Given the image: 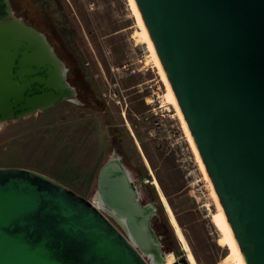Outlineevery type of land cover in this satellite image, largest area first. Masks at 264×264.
I'll return each mask as SVG.
<instances>
[{"label": "water", "instance_id": "water-1", "mask_svg": "<svg viewBox=\"0 0 264 264\" xmlns=\"http://www.w3.org/2000/svg\"><path fill=\"white\" fill-rule=\"evenodd\" d=\"M134 2L242 260L264 264V0ZM67 73L46 35L0 0V127L80 105ZM155 215L117 148L93 201L0 167V264H164Z\"/></svg>", "mask_w": 264, "mask_h": 264}, {"label": "rangeland", "instance_id": "rangeland-1", "mask_svg": "<svg viewBox=\"0 0 264 264\" xmlns=\"http://www.w3.org/2000/svg\"><path fill=\"white\" fill-rule=\"evenodd\" d=\"M10 3L16 16L46 35L68 69L67 78L76 89L80 105L65 102L34 117L2 125L0 167L42 173L93 201L98 170L117 148L140 201L157 208L152 225L166 236L163 252L168 264H182L180 260L187 258L151 183L152 176L195 263L239 264L191 143L149 57L131 0ZM28 4L32 12L24 8ZM58 5L64 25L74 32L76 50L85 61L72 70L70 48L61 39L57 15L52 10Z\"/></svg>", "mask_w": 264, "mask_h": 264}, {"label": "bare ground", "instance_id": "bare-ground-1", "mask_svg": "<svg viewBox=\"0 0 264 264\" xmlns=\"http://www.w3.org/2000/svg\"><path fill=\"white\" fill-rule=\"evenodd\" d=\"M131 2H132V6H133V9H134L135 15H136L140 25L142 26V31L144 32V35H145L146 40H147V45H148V49H149V57L153 60V62L155 63V65L157 66V68L159 70V73H160V76H161V80H162V82H163V84L165 86L166 92L168 93L170 101L172 103L171 105L174 108L175 113L177 115V118L179 119V121L181 122L182 126L184 127L185 134H186V136L188 137V139H189V141L191 143V146L193 148V151H194L196 159H197V164H198V167H199V171L202 174L203 182H204L205 186L207 187V190L210 193V195H212V198H211L212 204H213L214 208L217 210V213L219 214L220 219L223 221V226L225 227V230L227 232L229 240L231 241L233 249L236 252V256L238 258L239 264H244V262L242 260V257H241V254H240V252H239V250H238V248L236 246V243L234 241V238L232 236L231 230H230V228H229V226H228V224L226 222V219H225V216L223 214V211H222V209H221V207L219 205L218 199H217V197L215 195V192H214V190L212 188V185H211V183H210V181L208 179V176H207L206 171H205V169L203 167L201 159H200V157L198 155L196 147H195V145L193 143L191 135H190V133H189V131L187 129V126H186V124L184 122V119L182 117L181 111H180V109H179V107L177 105V102H176L175 97H174V95L172 93V90H171V88H170V86H169V84L167 82L166 76H165L164 71H163V69H162V67L160 65V62H159L158 57L156 55V52H155V50H154V48L152 46V43H151L150 38H149V35H148V33H147V31H146V29L144 27V24L142 22V19L140 17L139 12H138L137 6H136L134 0H131ZM151 183L155 186L156 190L158 191L160 199H161V201H162V203L164 205V208L166 210V213L168 215L170 224L172 225V227H173V229L175 231V235H176V237H177V239H178V241H179V243L181 245L182 251L186 255L187 262L189 264H196L195 260H194V257L192 255V252H191V250H190V248H189V246H188V244H187V242H186V240H185V238L183 236V233H182V231H181L176 219H175V216H174L169 204L167 203L166 198H165L164 194L162 193V191H161V189L159 187V184H158V182H157V180H156V178L154 176H152ZM207 205L208 204H205V206H207ZM164 264H168V263L165 262Z\"/></svg>", "mask_w": 264, "mask_h": 264}, {"label": "trees", "instance_id": "trees-1", "mask_svg": "<svg viewBox=\"0 0 264 264\" xmlns=\"http://www.w3.org/2000/svg\"><path fill=\"white\" fill-rule=\"evenodd\" d=\"M22 1V0H19ZM45 2V1H44ZM43 4V3H42ZM45 8L47 7L49 10H51V6H49V3H45ZM29 7H24L26 9H28V12H32V5L28 4ZM20 6L23 7L20 3ZM53 10V14L57 15V20L56 23L58 24L59 28H60V36L61 39L63 41L64 44H66V46H68L70 49H68L67 51L72 55V60L70 62V69L72 70L73 68H75L76 66H81V64L85 61H83V57L80 53L79 50H76V45H75V40L73 38V34L74 32L70 29H68L65 25H64V18H63V14H62V9L60 8V6H56V8H52ZM62 14V15H61ZM59 16H61V18L59 19ZM27 24L30 25V23L28 21H25ZM39 23V22H38ZM38 30H41L39 27L35 26ZM70 77V76H69Z\"/></svg>", "mask_w": 264, "mask_h": 264}, {"label": "flooded vegetation", "instance_id": "flooded-vegetation-1", "mask_svg": "<svg viewBox=\"0 0 264 264\" xmlns=\"http://www.w3.org/2000/svg\"><path fill=\"white\" fill-rule=\"evenodd\" d=\"M69 71H70V70H69ZM155 217H157V208H156V215L153 217V219H154ZM153 219H152V221H153ZM151 224H152V222H151ZM151 226H152L154 232L156 233V235H157V237H158V239H159V241H160L161 248H162V251H163V250L165 249V244H164V243H166V239H165L166 236L163 234L162 231L157 230L156 227H155V225H151ZM162 230H163V229H162ZM163 231H164V230H163Z\"/></svg>", "mask_w": 264, "mask_h": 264}, {"label": "built area", "instance_id": "built-area-1", "mask_svg": "<svg viewBox=\"0 0 264 264\" xmlns=\"http://www.w3.org/2000/svg\"><path fill=\"white\" fill-rule=\"evenodd\" d=\"M82 0H66V2H68L69 4L71 3V2H74V3H76V2H81Z\"/></svg>", "mask_w": 264, "mask_h": 264}]
</instances>
